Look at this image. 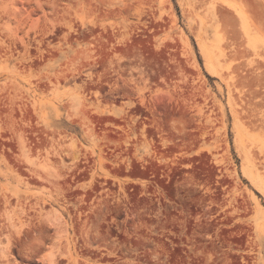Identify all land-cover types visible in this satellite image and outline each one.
Masks as SVG:
<instances>
[{"label": "rangeland", "instance_id": "374dc122", "mask_svg": "<svg viewBox=\"0 0 264 264\" xmlns=\"http://www.w3.org/2000/svg\"><path fill=\"white\" fill-rule=\"evenodd\" d=\"M0 264H264V0H0Z\"/></svg>", "mask_w": 264, "mask_h": 264}]
</instances>
